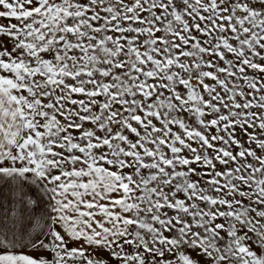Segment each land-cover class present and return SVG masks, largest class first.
I'll return each mask as SVG.
<instances>
[{
    "label": "snow or ice",
    "instance_id": "1",
    "mask_svg": "<svg viewBox=\"0 0 264 264\" xmlns=\"http://www.w3.org/2000/svg\"><path fill=\"white\" fill-rule=\"evenodd\" d=\"M0 264H264V0H0Z\"/></svg>",
    "mask_w": 264,
    "mask_h": 264
}]
</instances>
